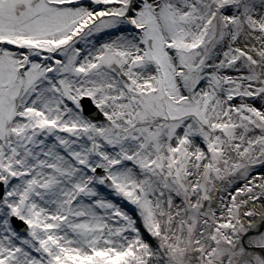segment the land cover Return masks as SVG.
<instances>
[{
  "label": "snow or ice",
  "instance_id": "obj_1",
  "mask_svg": "<svg viewBox=\"0 0 264 264\" xmlns=\"http://www.w3.org/2000/svg\"><path fill=\"white\" fill-rule=\"evenodd\" d=\"M0 264H264V0H0Z\"/></svg>",
  "mask_w": 264,
  "mask_h": 264
}]
</instances>
